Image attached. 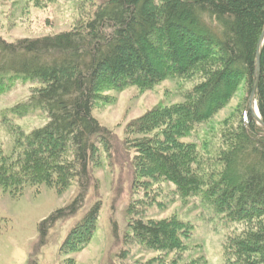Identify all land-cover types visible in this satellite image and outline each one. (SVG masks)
<instances>
[{
	"label": "trees",
	"instance_id": "16d2710c",
	"mask_svg": "<svg viewBox=\"0 0 264 264\" xmlns=\"http://www.w3.org/2000/svg\"><path fill=\"white\" fill-rule=\"evenodd\" d=\"M263 31L264 0H106L69 30L16 41L0 36V82L8 78V90L16 86L13 76L34 83L28 99L10 112L24 117L41 109L48 117L29 133L18 130L11 153L0 149V188L19 195L29 184H45L61 193L76 180L79 193L42 225L75 215L93 180L91 165L101 148L112 153L114 147V134L93 114L104 92L200 75L182 102L158 105L126 125L135 176L144 186L165 179L181 197L199 195L230 221L245 224L228 238L225 258L228 264H264V126L245 103L239 124L223 133L217 168L195 143L182 140L242 84L249 95ZM256 102L264 122V42ZM100 209L97 201L71 229L63 253L87 244ZM130 228L145 247L169 252L185 248L192 231L175 216L136 218Z\"/></svg>",
	"mask_w": 264,
	"mask_h": 264
},
{
	"label": "rangeland",
	"instance_id": "374dc122",
	"mask_svg": "<svg viewBox=\"0 0 264 264\" xmlns=\"http://www.w3.org/2000/svg\"><path fill=\"white\" fill-rule=\"evenodd\" d=\"M105 1L0 0V36L16 41L69 30ZM200 80V75L167 77L150 88L134 85L105 91L106 97L94 104L93 114L114 134V147L112 153L101 148L98 162L91 165L93 180L82 205L75 215L44 226L52 213L79 193L76 180L61 193L45 184H29L19 195L0 188V264H62L67 259L74 264H146L152 258H157L155 264H169L177 258L179 264H228L225 244L231 234L240 233L246 225L230 221L199 195L181 197L175 185L165 179L142 185L135 176L136 153L126 140L125 128L130 121L158 105L182 102L186 91ZM12 81L16 86L10 90L8 78L0 82V149L7 154L14 147L18 130L29 133L48 121L41 109L24 117L10 112L28 99L34 85L23 75L13 76ZM248 97L242 84L224 108L182 137L184 142L197 145L212 168L225 147L223 133L229 124H239ZM97 201L101 209L91 239L81 249L63 253L61 248L69 232ZM174 216L192 225L185 248L173 252L153 250L133 238L130 224L136 218L160 220Z\"/></svg>",
	"mask_w": 264,
	"mask_h": 264
},
{
	"label": "water",
	"instance_id": "95a60500",
	"mask_svg": "<svg viewBox=\"0 0 264 264\" xmlns=\"http://www.w3.org/2000/svg\"><path fill=\"white\" fill-rule=\"evenodd\" d=\"M264 42V31L261 34L258 43H257V50H256V63H255V69H254V79H253V84L251 87V92L248 97V109L253 115V117L264 126V122L261 119V115L257 106L256 102V94H257V89L260 81V74H261V48ZM255 104L257 107L258 112L255 111Z\"/></svg>",
	"mask_w": 264,
	"mask_h": 264
},
{
	"label": "bare ground",
	"instance_id": "6f19581e",
	"mask_svg": "<svg viewBox=\"0 0 264 264\" xmlns=\"http://www.w3.org/2000/svg\"><path fill=\"white\" fill-rule=\"evenodd\" d=\"M255 111L258 112L257 107H256V104H255Z\"/></svg>",
	"mask_w": 264,
	"mask_h": 264
}]
</instances>
